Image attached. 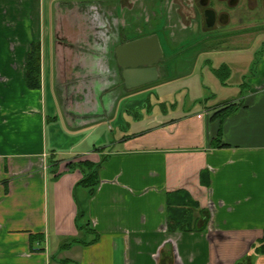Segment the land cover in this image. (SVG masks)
Returning a JSON list of instances; mask_svg holds the SVG:
<instances>
[{
	"label": "crops",
	"instance_id": "1",
	"mask_svg": "<svg viewBox=\"0 0 264 264\" xmlns=\"http://www.w3.org/2000/svg\"><path fill=\"white\" fill-rule=\"evenodd\" d=\"M55 1L0 0V264H264V253L255 251L264 244V44L253 46L251 61L243 63V77L249 75L237 85L236 98L215 100V94L199 112L119 133L108 150H76L84 139L57 158L49 123L62 117L75 133L97 116L81 112L73 126V118L61 115L58 61L66 51L54 47L45 18ZM97 1L109 0L86 3ZM206 27V33L215 31ZM34 43L41 46L37 90L27 85ZM165 54L159 65L166 80L157 66L162 86L173 78L163 63L176 53ZM207 64L215 90L233 86L228 64ZM222 66L230 70L225 84L216 74ZM116 69L125 86L122 69ZM228 105L237 106L217 115ZM148 117L152 121L153 114ZM103 157L91 195L78 185L81 172L68 165ZM175 221L193 229L172 230Z\"/></svg>",
	"mask_w": 264,
	"mask_h": 264
},
{
	"label": "rangeland",
	"instance_id": "2",
	"mask_svg": "<svg viewBox=\"0 0 264 264\" xmlns=\"http://www.w3.org/2000/svg\"><path fill=\"white\" fill-rule=\"evenodd\" d=\"M199 1L109 0L87 4L86 0H57L48 10L45 8L46 25H51L54 33V47H64L66 51L63 63L58 61L61 78L56 94L64 110L61 115L73 118V126L78 125L77 115L81 112L97 116L75 133L68 130L62 117L49 123V146L54 147L57 158H66L84 139L76 150H108L119 133L132 135L151 123L183 116L190 109L199 112L206 98L215 94V100L236 98L237 85L249 75L243 77L248 68L243 63L251 61L253 46L264 44V5H250L242 0L229 11L228 26L211 27L215 31L206 33ZM212 1L217 5L216 0ZM149 36L159 37L166 56L175 51L172 59L163 63L171 67L168 72L173 78L162 86L166 74L159 65L162 78L133 92L126 89L116 69L117 46ZM207 60L214 67L228 64L233 70L229 78L233 86L215 90L212 81L216 78L210 76ZM46 93L51 113L55 100L50 82ZM151 114L152 121L148 117ZM98 117L105 120L98 122ZM263 249L261 244L255 251Z\"/></svg>",
	"mask_w": 264,
	"mask_h": 264
},
{
	"label": "water",
	"instance_id": "3",
	"mask_svg": "<svg viewBox=\"0 0 264 264\" xmlns=\"http://www.w3.org/2000/svg\"><path fill=\"white\" fill-rule=\"evenodd\" d=\"M201 4L206 6L207 0H202ZM205 17L207 26L212 27L215 12L207 10ZM163 58L164 51L158 36H149L119 45L116 50V59L123 70L126 89L133 90L156 82L159 79L157 66Z\"/></svg>",
	"mask_w": 264,
	"mask_h": 264
},
{
	"label": "trees",
	"instance_id": "4",
	"mask_svg": "<svg viewBox=\"0 0 264 264\" xmlns=\"http://www.w3.org/2000/svg\"><path fill=\"white\" fill-rule=\"evenodd\" d=\"M40 51L41 46L39 43H34L31 46V51L29 53L28 57V64H27V85L30 89L37 90L40 89V76H41V66H40ZM254 67L251 68V75L254 76ZM217 76L220 78L222 83L225 84V80L228 78L230 74V70L227 66H222L220 69L216 71ZM237 105H228L223 110L219 111L217 115L226 113L230 109H234ZM233 111V110H231ZM231 112H228L229 114ZM227 116V115H226ZM221 135V134H220ZM220 140V139H217ZM104 157L99 163H92L90 161H80L77 163H71L69 164V168L73 170H79L82 174V179L78 183L79 186H83L86 188L91 189V195L95 193L96 187L100 183V177L99 172L102 167ZM170 225V224H169ZM87 229V227H83ZM172 230H192V225L185 224L183 221H175L173 225L169 226ZM82 229V227H81ZM91 231V230H90ZM75 242H79L78 240ZM262 246L264 247V244L262 243ZM257 249V247H256ZM257 253L263 254V251H258Z\"/></svg>",
	"mask_w": 264,
	"mask_h": 264
},
{
	"label": "flooded vegetation",
	"instance_id": "5",
	"mask_svg": "<svg viewBox=\"0 0 264 264\" xmlns=\"http://www.w3.org/2000/svg\"><path fill=\"white\" fill-rule=\"evenodd\" d=\"M201 1H199V4L201 5L202 11H203V16H204V22L205 25H207V20L205 17V12L207 10H213L215 12V17L213 19L214 25L212 28L215 27H226L230 24L231 21V15L229 13L230 10L236 9L238 7V0H216L219 4L215 5L212 4V0H207V5L203 6L201 4ZM237 4H234V3ZM220 8L221 10H218L217 8ZM123 72V70H122Z\"/></svg>",
	"mask_w": 264,
	"mask_h": 264
}]
</instances>
